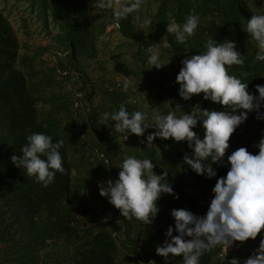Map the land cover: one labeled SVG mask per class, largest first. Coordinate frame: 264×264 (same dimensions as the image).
<instances>
[{
	"label": "trees",
	"instance_id": "obj_1",
	"mask_svg": "<svg viewBox=\"0 0 264 264\" xmlns=\"http://www.w3.org/2000/svg\"><path fill=\"white\" fill-rule=\"evenodd\" d=\"M25 1L55 25V48L68 63L54 66L59 89L44 94L41 83L35 80L34 57L19 52L18 41L0 10V264H182V257L168 262L156 253L168 227H175L171 210L184 208L205 215L214 195L212 189L217 179L226 176L229 166L213 165L217 176L211 179L198 175L183 163L185 154L192 155L186 142L156 138L147 148L146 137L155 131L153 128L147 129L143 137L132 134L124 141L111 126L101 124L105 113L110 117L121 105L129 112L143 111L142 107L108 73L100 76L102 87L92 83L84 72L83 60L98 57L106 27L118 23L117 31L132 48L135 60V70L125 72L153 99L150 114H190L197 104L201 109L223 111V106L204 100L202 94L189 101L179 96L176 77L181 62L204 52L210 37L218 42L235 41L237 50L245 55V64L232 66L230 72L249 83V92L258 96L256 85H264V62L255 59L257 46L243 25L253 14L264 13V0H150L153 12L142 5L127 19L112 17L113 21L92 16L84 0ZM190 14L199 15L200 25L195 36L180 44L174 34L166 32L167 24H182ZM138 24L143 25L144 34L137 32ZM158 34L165 38L161 58L168 65L159 70L152 68V72L173 80L168 85L153 80L148 71L152 66L147 63L149 53L145 48ZM42 80V84L51 86L50 76ZM89 83L95 95L88 91ZM256 115L250 113L230 138L225 164L227 155L239 147L258 154L256 145L264 135V120ZM194 131L203 138L202 123L198 122ZM33 132L51 135L54 142L64 141L60 151L66 172L57 173L48 187L11 161L12 155H21L27 136ZM126 142H131L138 158L153 160L157 174L168 169L167 179L179 197L162 195L158 201L161 211L151 225L122 217L99 193V182L118 178V166L131 155L124 149ZM105 157L111 168L103 165ZM136 223L146 227L139 236H135ZM261 239L264 229L255 240L235 242L226 252L217 246L201 257V264H228L234 257L242 262L259 248Z\"/></svg>",
	"mask_w": 264,
	"mask_h": 264
},
{
	"label": "clouds",
	"instance_id": "obj_2",
	"mask_svg": "<svg viewBox=\"0 0 264 264\" xmlns=\"http://www.w3.org/2000/svg\"><path fill=\"white\" fill-rule=\"evenodd\" d=\"M143 3L144 0H123L115 16L127 19ZM112 6V0L94 2V7ZM199 25V15L190 14L182 24L169 22L166 32L174 34L178 43L185 44L196 35ZM243 30L257 46L255 59L264 62V13L253 14L243 25ZM204 48V52L182 60L176 77L180 85L179 96L189 101L194 95L202 94L204 100L217 103L225 110L201 109L197 104L190 114L183 111L178 116L175 111L151 114L141 110L129 112L125 105H121L110 117L105 113L101 121L102 125L111 126L120 133L124 141L132 134L143 137L147 129H155L146 137L147 148L154 145L156 138L186 142L192 149V155L185 154L183 163L209 179L217 176L213 165L229 166L226 176L217 179L212 189L214 195L205 215L198 216L184 208L171 210L175 227H168L166 239L156 247V253L168 262L182 257V264H201V257L213 248L221 246L228 250L235 242L255 240L264 229V135L256 145L258 154L239 147L227 155V164L224 160L230 138L249 114L255 112L258 120H264V85H256L257 96L249 92V83L230 72L232 66L243 67L245 64V55L237 50L235 41L225 39L218 42L210 37ZM145 50L149 53L147 63L152 66L151 69L159 70L168 65L161 58L159 44H150ZM128 87L125 77L124 91ZM149 120L152 122L149 123ZM198 122L205 130L203 138L194 131ZM26 139L21 155H12L11 161L17 168L25 169L37 183L48 187L57 173L66 172L60 151L64 141L54 142L51 135L39 132L31 133ZM103 165L112 167L107 157ZM155 167L150 158L128 155L118 166V178L99 182V193L119 210L122 217L128 220L135 218L144 225H151L161 211L158 201L162 195L179 198L167 179L168 169L163 174H157ZM174 231L178 234L173 235ZM228 264H264V239L247 259L241 262L234 257Z\"/></svg>",
	"mask_w": 264,
	"mask_h": 264
},
{
	"label": "rangeland",
	"instance_id": "obj_3",
	"mask_svg": "<svg viewBox=\"0 0 264 264\" xmlns=\"http://www.w3.org/2000/svg\"><path fill=\"white\" fill-rule=\"evenodd\" d=\"M85 4L91 11V15L100 18L102 21H113L112 17L115 16L120 2L119 0H112V7L99 8L94 7L95 0H84ZM144 9L154 11V5L150 0H144L142 4ZM0 10L3 17L9 23L15 38L18 41L19 52L33 56L35 59V65L37 69L36 81L41 83V90L44 94H50L53 91L59 89L58 74L54 73L52 69L57 63H63L67 65V59L63 58L60 51L55 48L54 37L58 30L55 25L52 24L49 18L44 19L39 16L38 13L31 9L25 0H0ZM139 34H144L146 31L143 25L138 24L136 26ZM153 43L159 44V51L162 55L163 48L165 47V38L163 35L158 34ZM98 57L89 58L83 60V69L86 75L89 77L92 83H96L102 87V73H108L110 79H113L116 83L123 86L125 77L128 79V92L130 98L135 103L142 107L145 112L150 111V106L153 104V99L150 98L142 89L140 85L135 83L132 76L127 75L125 69L130 71L135 70V60L132 58V48L127 44L117 30H115L114 22H111L105 30V34L102 37V44L98 46ZM149 73L152 72L151 67H148ZM75 76L76 74L73 73ZM45 75L50 76L51 86L42 84ZM151 78L155 81H159L162 84H172L173 80L161 77L158 73H151ZM92 83L88 85V91H93ZM94 94V92H92ZM95 95V94H94ZM95 97V96H94ZM92 100H95L92 96ZM90 137V135L88 136ZM124 149L127 153L134 155L135 149L131 142L123 143ZM86 228V226H85ZM100 229L96 230L99 231ZM146 227L141 226L140 223H136L135 236H139L145 232ZM153 232L154 228H150ZM227 249L223 248V252ZM216 258H214L215 260Z\"/></svg>",
	"mask_w": 264,
	"mask_h": 264
},
{
	"label": "built area",
	"instance_id": "obj_4",
	"mask_svg": "<svg viewBox=\"0 0 264 264\" xmlns=\"http://www.w3.org/2000/svg\"><path fill=\"white\" fill-rule=\"evenodd\" d=\"M114 27H115V30H118L119 29L118 23H114ZM58 72H60V71L58 70ZM62 74H67V73L66 72H62Z\"/></svg>",
	"mask_w": 264,
	"mask_h": 264
}]
</instances>
